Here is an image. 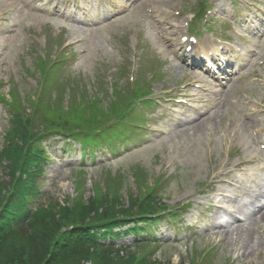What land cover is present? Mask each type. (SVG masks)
Segmentation results:
<instances>
[{
    "label": "rangeland",
    "instance_id": "obj_1",
    "mask_svg": "<svg viewBox=\"0 0 264 264\" xmlns=\"http://www.w3.org/2000/svg\"><path fill=\"white\" fill-rule=\"evenodd\" d=\"M188 1L192 0H139L126 15L115 17L102 26L89 27L73 24L64 26L63 19H59L57 15L42 12L41 8L48 6V0H39L38 6L41 8L35 9L34 0H0V91L6 95L15 82L18 86L17 92L26 107L25 112L31 113V105L25 101V96L36 97L34 88L41 71L38 57L46 56V51L53 53L66 40L74 42L68 47L71 59L66 65H62L63 68L58 73L59 76L67 75L66 80L60 81L61 88H55L51 93L46 91L52 98L62 94L64 107L68 106L69 99L75 95L77 103L82 99L99 100L105 108H109L113 99L109 93L116 85L120 91L127 92L130 61L135 58L139 61L135 76L138 78L141 75L140 80L143 83H146L145 79H152L154 89L170 88L177 83H184L192 78L186 73L190 71L171 57V51L176 44L159 36L165 30L159 27L157 20L166 18L167 21H172V13L165 12L161 16L158 11L161 8L188 7ZM146 3L154 5L155 11L151 17L147 13ZM227 4V0H221L217 5L218 11L226 13L224 8ZM254 11L260 13L258 7ZM238 17L245 20L241 15ZM62 36L63 41L59 43ZM252 40L250 38L249 43ZM261 44V50L254 60L258 67L255 66L254 71L259 70L258 75L264 78V40ZM71 76L77 78H70ZM242 79L231 84L220 95L199 93L200 97L205 98V103L210 102L212 106L221 102L217 114V108L214 107L209 114L199 119L203 122V132L189 133L190 124L182 126L185 129L182 134H177L178 130L176 134L171 133L169 136L162 134L153 137L154 135L149 134L150 131L143 132L139 139V142H146L143 147L133 146L105 163L101 162L95 167H89L90 169L86 167L83 177L84 195H91L96 190L95 184L105 187L104 178L109 176L115 179L111 183L115 189L113 192H120L127 202L129 194L135 195L137 192V176L149 185H153L155 177L160 176L156 194L171 207H179L180 204L190 201L195 208L210 202L211 195L205 198L199 192L207 186L205 183L213 173V163L218 165L226 160L220 145L223 133L229 132L234 138L232 148L235 160L250 156L259 158L258 165L254 166H261V169L250 181L246 198L237 203L241 204L243 210L251 212V202L257 204L259 200H264V160L254 145L248 122H251L249 119L255 120L260 128H264V115L257 114L255 104L250 101H264V90L253 79ZM114 82L117 84H112ZM85 89L86 93L82 91ZM234 97L241 99L238 105L231 102ZM87 104L79 106L87 109ZM101 104L94 107V113L102 111L103 114L105 109ZM144 111L148 112L145 120L154 118L150 108H145ZM9 117L10 113L0 102V148L4 143V132L11 125ZM208 123L211 124L213 137L211 139L210 136V143L202 145L207 138ZM157 124L163 127L160 119ZM44 145H47L45 151L49 159L43 168L41 188L67 206L69 195H76L80 184L79 162H71L77 159V154L57 160L61 155L57 145L48 141ZM209 151L212 154L211 162ZM65 161L68 163L65 164ZM4 171L0 167V180L3 181L6 180ZM259 215L257 213L254 219L259 218ZM252 220L241 223L242 228L252 227L251 240L248 243L247 233L240 236L224 235L222 229L200 230L195 235L185 234V231L177 241H170L166 222H161L157 235L163 236V243L157 248V256L164 262L168 260L173 264L179 261L191 264L192 258L193 264H264V223ZM224 229L226 232L234 230L232 226ZM257 241L261 244L258 254L254 253ZM248 246L250 247L247 248ZM249 251L252 252L248 254Z\"/></svg>",
    "mask_w": 264,
    "mask_h": 264
},
{
    "label": "trees",
    "instance_id": "obj_2",
    "mask_svg": "<svg viewBox=\"0 0 264 264\" xmlns=\"http://www.w3.org/2000/svg\"><path fill=\"white\" fill-rule=\"evenodd\" d=\"M70 114L64 118L65 129H69L74 119L75 125L81 121L80 114ZM22 126L26 129L21 122H16V129L0 152V160L8 161L11 176L15 178L19 173L15 190L0 211V264H86L88 261L92 264H161L144 252H130L131 246L116 250L94 238V226L131 215L136 200H132L134 205L121 210L117 201L109 204L102 198L88 201L79 198L65 206L40 192L32 168L37 165L34 152L30 149L29 153H23L27 133ZM9 184L0 183V201L4 198L2 190ZM72 224L73 229L62 230Z\"/></svg>",
    "mask_w": 264,
    "mask_h": 264
},
{
    "label": "bare ground",
    "instance_id": "obj_3",
    "mask_svg": "<svg viewBox=\"0 0 264 264\" xmlns=\"http://www.w3.org/2000/svg\"><path fill=\"white\" fill-rule=\"evenodd\" d=\"M193 128H195L196 131H199L200 129L203 130V125L201 123H198L195 126H193L192 129ZM195 130L193 131V133L195 132ZM180 133L181 134L182 133H185V130H181ZM258 212H260V215H259V218L260 219L258 220V222L264 223V208L262 207V208L258 209L256 213H258ZM255 216L256 215H252V219L253 220H255L254 219ZM234 219H235V217H234ZM233 229L234 230H232V231L226 232V230L223 228L221 231L224 233V235L236 234L237 236H240L243 233H247L248 235L246 237V240H247L246 242L248 243V241L251 240L252 227L249 226V227L242 228V225L241 224H237V226L235 228H233ZM248 229H250V231ZM260 246H261V244L257 241L256 246H255L256 248L254 249V253L258 254L260 252ZM249 247L250 246H248L247 248H249ZM252 251H249L248 254H250Z\"/></svg>",
    "mask_w": 264,
    "mask_h": 264
}]
</instances>
